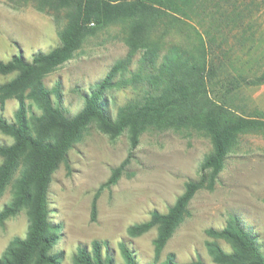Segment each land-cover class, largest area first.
Listing matches in <instances>:
<instances>
[{
  "label": "trees",
  "instance_id": "obj_1",
  "mask_svg": "<svg viewBox=\"0 0 264 264\" xmlns=\"http://www.w3.org/2000/svg\"><path fill=\"white\" fill-rule=\"evenodd\" d=\"M40 1L43 6L35 5L40 10L45 5L64 9L58 44L28 57L18 52L0 58V73H15L0 83V131L12 139L0 143V194L9 184L13 188L12 199L0 208V223L22 207L29 221L25 236H14L0 254V264H59L61 253L53 251L58 237L48 216L49 184L58 165L66 161L68 149L91 122L110 135L129 130L132 144L144 129L158 123L198 130L209 139L211 150L200 161L198 178L184 183L165 212L153 211L149 222L128 229L136 233L157 224L153 242L158 254L194 193L213 189L234 138L264 128L259 114H245L241 107L229 105V93L241 85L264 82V61L252 68L230 60L235 51L229 46V35L245 6L239 0ZM116 23L121 24L125 55L82 94V107L70 113L59 100V85L48 88L44 75L69 59L87 37ZM121 80L135 83L141 96L113 115L105 89ZM8 98L18 103L13 121L1 114ZM126 163L127 158L112 170L106 183L115 182ZM206 233L212 238L207 246L217 262L264 264L255 237L236 216H230L221 229L208 228ZM217 238L231 249L224 250ZM121 252L122 264H136L124 243ZM73 259L74 264H117L98 240L91 251L79 246ZM163 264H173L172 258ZM194 264L205 263L197 259Z\"/></svg>",
  "mask_w": 264,
  "mask_h": 264
},
{
  "label": "rangeland",
  "instance_id": "obj_2",
  "mask_svg": "<svg viewBox=\"0 0 264 264\" xmlns=\"http://www.w3.org/2000/svg\"><path fill=\"white\" fill-rule=\"evenodd\" d=\"M239 1L245 7L239 10L242 16L229 35V46L235 51L230 60L256 68L264 61V0ZM37 4L43 6L40 0H0V58L8 59L18 52L28 57L58 44L64 9L45 5L40 10ZM122 35L121 24H111L87 37L69 59L44 75L48 88L59 85V100L70 113L82 107V94L125 55ZM135 65L134 61L130 67ZM14 74L0 73V83ZM119 82L105 89L113 115L127 101L141 96L135 83ZM254 87L245 84L229 93V105L264 119L250 98ZM51 98L55 101L56 97L52 94ZM17 104L14 98L6 99L1 110L6 120L13 121ZM136 138L132 144L129 130L110 135L91 122L68 149L66 161L53 172L48 216L58 237L53 251L61 253L59 264H74L77 248L91 251L94 240L102 244L103 252L107 246L117 264L124 261L122 243L131 250L136 264H163L168 257L173 264H194L197 259L205 264H225L214 260L207 246L212 238L206 230L221 229L233 215L255 237L264 254V128L247 130L234 138L213 189L194 193L158 254L153 242L157 224L136 233L128 229L149 222L153 211L167 210L184 183L198 178L200 161L211 144L201 131L163 123L144 129ZM11 140L0 131L1 144ZM126 158L118 179L106 183L112 170ZM12 192L9 184L0 194V208L12 199ZM28 223L25 207L0 223V254L14 236H25ZM217 241L224 250L231 249L224 239Z\"/></svg>",
  "mask_w": 264,
  "mask_h": 264
},
{
  "label": "crops",
  "instance_id": "obj_3",
  "mask_svg": "<svg viewBox=\"0 0 264 264\" xmlns=\"http://www.w3.org/2000/svg\"><path fill=\"white\" fill-rule=\"evenodd\" d=\"M250 98L253 100V104L260 110L264 116V82L252 89Z\"/></svg>",
  "mask_w": 264,
  "mask_h": 264
}]
</instances>
